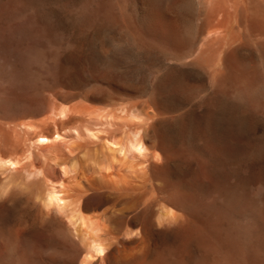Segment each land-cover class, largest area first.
<instances>
[{
    "label": "rangeland",
    "instance_id": "obj_1",
    "mask_svg": "<svg viewBox=\"0 0 264 264\" xmlns=\"http://www.w3.org/2000/svg\"><path fill=\"white\" fill-rule=\"evenodd\" d=\"M125 1L0 0V62L28 46H35L34 49L48 47L50 50L56 45L58 52H62L55 58L48 55L49 58L45 59L41 78L47 83L48 90L37 116L43 118L50 109L51 113L49 111L46 117H54L58 101L60 107L68 104L83 113L65 120L70 121L63 128L65 122L56 127H60L63 133L59 143L65 142L63 150L67 157L79 163L77 172L69 179L63 177L62 182L68 179L65 186L81 191L80 210L89 215L86 217L89 222L97 221L96 224L91 222L97 232L103 226V231L101 228L98 234L108 242L107 247L110 245L103 254L105 257H95L99 259L92 260V264H264V51L257 49L259 46L264 48V40L257 42L262 44L261 47L252 39L257 45L253 48L251 41L248 44L251 38H244L238 44L240 51L235 49L232 54L231 71L222 64L215 72L220 75V72L227 71L225 76H216L225 77L218 80L211 70L201 69L194 62L190 64L192 60H188L185 54L182 56V52L146 39L128 23L131 15L143 25L151 20L161 24L173 23L182 36L186 35L187 47L195 45L193 48H196L191 23L196 12L193 3L198 0H187L192 7L190 3L184 7L183 0ZM260 3L262 7L264 2ZM179 6L185 10L180 11ZM182 12L189 16L182 17ZM204 15L206 17L208 13L205 11ZM241 43H244L243 48ZM56 46L51 51L55 52ZM180 59L187 60L188 64ZM53 61L55 64H51ZM232 70L234 74L231 75ZM242 71L247 73L243 75ZM254 74L251 94L243 91L245 96H241L236 91L240 79ZM222 79L225 81L220 84ZM213 80L219 82L222 90ZM51 93L55 96L50 97ZM53 98L56 104L52 102ZM0 104L1 132L8 128L5 129V124L8 126L6 122L9 120L4 118L12 117L14 111L6 99ZM122 111L126 114L133 112L137 118L131 120L125 114L124 120L115 121L116 124L107 130L102 124L104 117L114 112L122 115ZM134 124L140 126L149 157L138 160L128 154L130 159L125 162L123 153L105 149V139H121ZM51 129L54 127L44 134L52 136L54 131ZM0 135L3 137L2 133ZM7 136L6 141L0 138V142L10 143L11 136ZM31 145L34 147L33 143ZM31 145L29 149L25 148L23 155L19 154L21 158L17 156L18 162L15 160L16 165L12 167L14 170L0 165L2 182L9 177L16 180L0 191V264H80L87 252L72 227L67 229L68 221L63 220L66 218L52 210L46 213L41 201L27 190L31 184L38 190L42 185V176H33L31 170L42 163L43 157H40L39 148L35 145L32 149ZM84 154L108 156V169L101 174L102 177L85 168L84 164L88 163ZM80 159L81 162L84 159V164ZM33 164L36 165L33 167ZM22 174H30L32 181L28 179L29 184H20L18 177ZM98 177L103 188L96 182ZM56 186L58 190L63 189L59 184ZM158 190L165 195L169 191L170 199L174 200L168 195L163 199ZM117 192H121L120 196ZM158 204L171 209L176 221L161 217L163 207ZM119 219L125 220L120 222ZM126 227L131 230L128 231L130 234L134 231V237L128 236ZM120 242L123 247L119 246Z\"/></svg>",
    "mask_w": 264,
    "mask_h": 264
},
{
    "label": "bare ground",
    "instance_id": "obj_2",
    "mask_svg": "<svg viewBox=\"0 0 264 264\" xmlns=\"http://www.w3.org/2000/svg\"><path fill=\"white\" fill-rule=\"evenodd\" d=\"M132 1V0H131ZM157 1V0H156ZM179 1V0H178ZM187 1V0H185ZM184 2V7L185 5H187L188 3L189 6L192 4L191 2H188L185 4ZM264 2V0H198V1H194V6L193 9H195V20L193 23H191V26H193L194 29V34L193 36L196 39L197 46L196 48L191 47H187V40L185 39L184 36L186 35H181L179 33V30L177 29V27L173 24V23H164L161 24L158 21H154L151 20L150 22H148V24L143 25L142 23H140L135 17L129 16L128 17V23L130 26H132L139 35H144L146 37V39L154 42V43H162L165 46L168 47H172L180 52H182V56L183 54L186 55V57L188 58V60H192V62L190 64L193 63L194 65H198L201 69L204 70H211L210 72L213 73V75L215 74L216 76H220V75H227V69L228 67H230V71H231V64H230V60L232 59V54L233 52H236V50H239V46L238 44L244 39H248L251 38L248 42V44L250 43V41L253 39L256 40L255 43L260 42L259 40H262L261 43L264 40V5H262L261 7V3L260 2ZM124 2H127L124 0ZM159 2V1H158ZM132 3V2H130ZM157 3V2H156ZM117 4V3H116ZM264 4V3H263ZM118 5V4H117ZM161 4H159L160 6ZM175 5V4H174ZM181 5V2L180 4ZM183 5V3H182ZM116 6V5H115ZM114 6V7H115ZM132 6V5H130ZM129 7V4L127 6V8ZM135 7V5H134ZM176 7V6H175ZM190 7V9H191ZM137 8V7H136ZM180 8V6H179ZM178 9V6H177ZM180 8V11L185 10ZM190 9H186L190 10ZM128 10V9H127ZM176 10V9H175ZM174 10V12H175ZM132 11V10H131ZM162 11V10H161ZM185 11V12H186ZM205 11L208 13V16L204 15ZM134 12V11H133ZM164 12V11H163ZM173 12V13H174ZM193 11L191 10L190 13H192ZM166 13V12H165ZM181 13V12H180ZM189 13V12H188ZM176 14V12H175ZM174 14V15H175ZM179 14V13H177ZM194 14V13H193ZM168 15V14H167ZM183 15V12H182ZM188 15V14H187ZM186 15V16H187ZM191 15V14H190ZM134 16V15H133ZM179 16V15H176ZM185 15H183L182 17H184ZM185 16V18H186ZM189 16V15H188ZM170 17V16H169ZM174 17V16H173ZM192 17V16H191ZM123 18V17H122ZM178 18V17H177ZM184 18V19H185ZM188 19H190L189 17H187ZM193 18V17H192ZM180 19V18H179ZM187 19V20H188ZM125 20V19H124ZM186 20V22H188ZM121 21V20H120ZM181 21V20H180ZM179 21V22H180ZM190 22V21H189ZM188 22V23H189ZM125 23V22H123ZM177 24V23H176ZM187 25V23H185ZM125 25V24H124ZM182 25V24H181ZM184 25V24H183ZM190 25V23L188 24ZM178 26V25H177ZM185 26H183L184 28ZM180 28V26H179ZM189 28V27H187ZM69 29V28H68ZM182 29V28H181ZM192 29V28H191ZM191 29L189 30V32L192 33ZM187 30V29H186ZM188 31V30H187ZM186 31V34L188 33ZM135 32V31H133ZM132 32V33H133ZM183 32V31H182ZM135 34V33H134ZM192 35V34H191ZM188 36H190V33L188 34ZM187 36V38H189ZM192 37V36H191ZM253 37V38H252ZM58 38V37H57ZM191 40V39H190ZM193 41V39L191 40ZM56 42V41H55ZM244 42V41H243ZM54 43V40H53ZM64 43V41H63ZM251 47L255 48L257 45L255 46L251 41ZM189 44H191L189 42ZM242 48L244 43H241ZM264 44V42H263ZM262 47V44H260ZM41 46V45H40ZM52 46V45H51ZM49 45V47H51ZM56 46V45H55ZM54 46V48H55ZM259 46V45H258ZM31 47V46H30ZM28 46V48H23V49H18L14 52L12 57H9V59L4 60L3 62H0V101L3 99H6L7 101L10 102V105H12L13 107V115L11 114L10 118H4V119H8L9 121L6 122L8 124V126L5 124V129L7 128V130L5 131H1L0 133H2L3 137L0 138L2 140V138H5L4 141H6V138H8L7 135L11 136V140L10 143L5 144L4 142H0V165L2 167H7L10 170V167L12 169V167L14 165H16V162H18V160H16L17 156L19 154L25 151V148L29 149V146L33 143L34 147L35 145L37 147L35 148H39L38 150L40 151V157H43V161L39 166L34 169L32 168L31 171H33V176L35 175H41L42 177L40 178L42 185L40 190H38L36 187L33 186H29L27 187V190L31 193L32 196L36 197L38 200L41 201L42 206L46 209V211L48 210H52L53 212L55 211L58 214H61L63 216H60L62 218H66L63 219L64 222H67L69 225L67 226V229L72 227V230L74 232V234L76 235L77 239L81 241L82 245L84 246V249L86 250V255L82 258V260L80 261V259L78 260V262L80 261L81 263H85V264H92V260L97 261L96 259L99 258H95V257H100V256H104L103 254L105 253L106 250H108V248L110 247V245L107 247L108 243L107 241L105 242L103 238L100 237V235L98 233H100V229L102 228L103 231V226L99 229V231L97 232V229H94L95 224L97 223L94 222L95 220H91L89 222V220L86 218L88 216H86L81 210H80V200L82 201L81 195V191H73L71 190V188L68 185H64L66 183V181L69 179L70 175L72 173H76L77 169H78V161L76 162L75 160L67 157L68 155L64 152L63 148H65L66 146H64L65 142L60 144V139L63 137L61 132H60V127L57 128L56 126H59L58 123H64L62 124V128L65 126L67 119H71L74 117H77L78 115H82L83 113L81 111H78V109H74L71 107H68L67 105H61V103L56 104V101H54V98L56 100L57 96L54 97L52 100V102L56 104V108L55 111V116L54 117H50L46 115L40 118H38V113L39 111L42 109V101L45 98V92L48 90L47 87V83L45 84L42 81V72L44 70V62L45 59L48 55L50 56H55L57 55V53H62V52H58V49L56 46L55 52L51 51V49H54L51 47V49L49 50V48H43V49H34L30 48ZM43 46H41L42 48ZM45 47V46H44ZM237 47V48H236ZM245 47L246 44H245ZM249 47V46H248ZM248 47L246 49H248ZM152 48V47H151ZM263 48V47H262ZM262 48L257 47V49H260L259 51H264V48L262 50ZM47 49V50H46ZM236 49V50H235ZM245 49V48H244ZM252 49V48H251ZM250 49V51H251ZM15 50V49H14ZM49 50V51H48ZM235 50V51H234ZM243 50V49H242ZM241 50V51H242ZM13 51V50H12ZM240 51V50H239ZM256 51V50H255ZM246 52V51H245ZM244 52V53H245ZM252 52V51H251ZM254 52V51H253ZM73 53V52H72ZM238 53V51H237ZM68 54V52H67ZM236 54V53H234ZM250 54V53H249ZM261 54V53H260ZM59 55V54H58ZM57 55V56H58ZM63 55V54H62ZM66 55V54H65ZM71 55V54H70ZM181 55V54H180ZM179 55V56H180ZM247 55V54H246ZM251 55L254 56L253 53H251ZM259 55V52H258ZM234 56V55H233ZM236 56V55H235ZM249 56V55H248ZM54 57V58H55ZM185 57V56H184ZM183 57V59H185ZM250 57V56H249ZM49 58V56H48ZM61 58V57H60ZM57 59V60H60ZM64 58V57H63ZM190 58V59H189ZM236 58V57H234ZM233 58V59H234ZM248 58V57H246ZM51 59V58H50ZM49 59V61H50ZM238 59V57H237ZM243 59V58H242ZM53 60V59H52ZM56 60V59H55ZM67 60V59H66ZM254 60V59H253ZM258 60V59H257ZM62 61V60H61ZM180 61H183L180 59ZM236 61V60H235ZM255 61V60H254ZM253 61V62H254ZM184 63H187V60L183 61ZM250 62V61H249ZM256 62V61H255ZM263 62V61H262ZM54 63L51 62V64ZM59 63V62H58ZM62 63V62H61ZM68 63V62H67ZM239 63V62H237ZM241 63V62H240ZM259 63V62H258ZM55 64V63H54ZM53 64V65H54ZM224 66H223V65ZM49 65V63H48ZM223 66L226 70H224V68H222V70H224L222 72H220L216 75V73L218 72L217 70H220L221 67ZM245 65V63H244ZM249 65V64H248ZM237 66V65H236ZM195 67V66H194ZM235 67V66H234ZM198 68V67H196ZM252 68V67H251ZM254 68V67H253ZM193 69V68H192ZM243 68L241 67V70ZM245 69V68H244ZM249 69V68H248ZM258 69V68H257ZM260 69V68H259ZM49 70V69H48ZM196 70V69H195ZM203 70V71H204ZM221 70V71H222ZM51 71V70H49ZM240 71V70H239ZM46 72V71H45ZM53 72V71H52ZM216 72V73H215ZM246 72V71H245ZM244 72V73H245ZM254 73V71H252ZM44 73V72H43ZM49 73V72H48ZM231 75L234 74L233 70L232 72H230ZM243 71L242 74L244 75ZM247 73V72H246ZM245 73V74H246ZM54 74V73H52ZM259 74V72H258ZM257 71H256V75ZM44 75V74H43ZM48 75V74H46ZM241 75V73H240ZM51 76V75H50ZM223 76V77H224ZM234 76V75H233ZM232 76V77H233ZM260 76V75H259ZM258 76V77H259ZM222 76L220 78H223ZM229 77V76H228ZM231 77V76H230ZM238 77V76H237ZM242 77V75H241ZM254 77V78H253ZM48 78V77H47ZM217 78V77H216ZM215 78V79H216ZM220 78H217L218 80H220ZM225 78V77H224ZM257 78V77H256ZM235 79V78H234ZM253 79H255V74L254 76L251 77H246V75L243 77V80H239L240 84L237 83L238 87H236V91L237 93H241V96H245L242 95L243 91H250V93L248 95L251 94V90H252V83H253ZM45 80V79H44ZM223 80V79H222ZM227 80V79H226ZM233 80V79H232ZM238 80V79H237ZM258 80V78H257ZM216 82V80H213ZM225 79L223 81H220V84L222 82H224ZM54 82V81H53ZM234 82V81H231ZM236 82V80H235ZM258 82V81H257ZM263 82V81H262ZM51 83V82H49ZM216 83L219 84V82L217 81ZM219 84V86H220ZM233 84V83H232ZM229 84V85H232ZM254 84V83H253ZM59 85V84H58ZM210 85H214V84H210ZM226 85V84H225ZM225 86L226 88L229 86ZM234 85V84H233ZM236 85V83H235ZM257 85V84H256ZM218 86V88H219ZM218 88L216 91H218ZM221 88V86H220ZM214 89V88H212ZM234 89V87H232V90ZM259 89V88H258ZM211 90V89H210ZM222 90V88H221ZM227 90V89H226ZM225 90V91H226ZM224 91V90H223ZM231 90L229 89L228 92H230ZM58 92V91H57ZM123 92V91H122ZM121 92V93H122ZM212 92V90H211ZM214 92V90H213ZM219 92V91H218ZM221 92V91H220ZM227 92V93H228ZM234 93V91H232ZM55 93V92H54ZM124 93V92H123ZM122 93V94H123ZM210 93V92H209ZM226 93V92H225ZM233 93H231L233 95ZM236 93V95H237ZM47 94V93H46ZM214 94V93H213ZM51 95V96H50ZM50 97H53L55 95L52 96V93L50 94ZM132 95V94H131ZM217 95V94H215ZM214 95V96H215ZM222 95V92H221ZM227 95V94H226ZM230 95V94H229ZM239 95V94H238ZM254 94H252L253 96ZM256 95V94H255ZM48 96V95H47ZM218 96V95H217ZM258 96V95H256ZM202 96H200L201 98ZM222 97V96H221ZM228 97V96H227ZM233 97V96H232ZM238 97V96H237ZM250 97V96H249ZM49 98V97H48ZM203 98V97H202ZM205 98V97H204ZM218 98V97H217ZM230 98V97H229ZM256 98V97H255ZM254 98V99H255ZM259 98V97H258ZM46 99V98H45ZM207 98H205L206 101ZM241 99V98H239ZM66 100V98H65ZM199 100V99H198ZM197 100V101H198ZM204 100V99H202ZM216 100V99H215ZM230 100V99H229ZM243 100V98L241 99ZM196 101V102H197ZM203 102V103H207V102ZM219 101V100H218ZM222 101V100H221ZM237 101V100H236ZM46 102V100H45ZM51 102V101H50ZM51 102V103H52ZM195 102V103H196ZM246 102V99H245ZM248 102V100H247ZM250 102V101H249ZM254 102V101H253ZM52 103V104H53ZM200 103V102H199ZM198 103V104H199ZM214 103H217L216 101ZM221 103V102H220ZM240 103V102H239ZM242 103V102H241ZM2 104V102H1ZM0 104V105H1ZM97 104V103H96ZM208 104V103H207ZM206 104V105H207ZM210 104V103H209ZM247 104V103H246ZM8 105V104H7ZM49 105V104H48ZM51 105V104H50ZM196 105V104H194ZM204 105V104H203ZM211 105V104H210ZM215 105V104H214ZM223 105V103H222ZM237 105V104H236ZM218 106V105H217ZM248 106V104L246 105ZM245 106V108H246ZM251 106V105H250ZM253 106V105H252ZM46 107V106H45ZM135 107V106H134ZM203 107V106H202ZM206 107V106H204ZM203 107V108H204ZM215 107V106H214ZM256 107V104H255ZM6 108V107H4ZM121 108H125V107H121ZM137 108V107H136ZM211 108V107H210ZM218 108V107H217ZM216 108V109H217ZM250 107H248L249 109ZM2 109V108H1ZM8 109V107H7ZM52 109V108H51ZM225 109V108H224ZM239 109V108H238ZM247 109V111H248ZM256 109V108H255ZM10 110V109H9ZM83 110V109H82ZM102 110V108L100 109V111ZM128 109H126L127 111ZM131 110V109H130ZM197 110V108H196ZM46 111V110H45ZM125 111V112H126ZM198 111V110H197ZM201 111V110H200ZM199 111V112H200ZM204 111V110H203ZM211 111V110H210ZM221 110H219L218 112H220ZM240 111V109H239ZM238 111V112H239ZM1 112V111H0ZM10 112V111H9ZM8 112V114H9ZM119 112V111H118ZM124 111H122V115H118L117 113L114 112V114H112L111 116H105L104 117V121L102 122V124L104 125V127L106 126L107 130L110 128V126L116 124L115 121L117 120H124V116L125 113ZM206 112V111H205ZM217 112V113H218ZM229 112V111H228ZM235 112V111H234ZM251 112V110L249 111ZM255 112V111H254ZM5 113V112H4ZM43 112L40 113V115ZM51 113V111L49 112ZM141 113V112H140ZM216 113V112H215ZM232 113V112H231ZM2 114V112H1ZM202 114V112H201ZM230 114V113H229ZM241 114V113H240ZM263 114V113H262ZM50 115V114H48ZM127 117L129 119H136L137 115L133 112L126 114ZM234 115V113H233ZM248 115V112H247ZM250 115V114H249ZM252 115V114H251ZM256 115V114H253ZM7 116V115H6ZM264 116V114H263ZM262 116V117H263ZM2 117V116H1ZM9 117V116H8ZM38 118L37 120L35 118ZM50 117V118H49ZM103 117V116H102ZM107 117H110V119H107ZM139 117V116H138ZM204 117V115H203ZM230 117V116H229ZM232 117V116H231ZM235 117V116H234ZM232 117V118H234ZM238 117V116H236ZM235 117V118H236ZM243 117V116H242ZM258 117V116H257ZM2 118V120H4ZM42 118V119H41ZM239 119V118H238ZM1 120V121H2ZM66 120V121H65ZM100 120V119H99ZM212 120V119H211ZM249 119L247 118V121ZM72 121V120H71ZM81 121V120H80ZM142 121V120H141ZM262 121V120H261ZM5 122V121H4ZM246 122V120L244 121ZM3 123V122H2ZM2 123H0L2 125ZM81 122H79L80 124ZM239 123V122H238ZM49 125H51V127H54V130H52V136L50 135H46L44 134V132H46L47 129L51 128ZM83 127V124L81 123L79 126ZM85 125V124H84ZM87 125V124H86ZM49 126V128H47ZM77 126V127H79ZM3 127V128H4ZM46 130H44V128ZM1 128V129H3ZM90 128V127H89ZM246 128V127H245ZM262 128V127H261ZM75 129V128H74ZM140 126L138 124H134L132 126H129V129L125 131L124 136L119 139V140H110V139H105V149L107 151L113 152H119V153H123L125 162L127 161L128 154L131 155L133 157V159H138V160H143L144 158L146 159V157L148 156V148L146 147L141 131L139 130ZM4 130V129H3ZM44 130V131H42ZM76 130V129H75ZM7 131V133H6ZM9 131V132H8ZM63 132V130H61ZM74 131V130H73ZM4 132L7 134L6 137H4ZM75 132V131H74ZM77 133V132H76ZM50 134V133H49ZM63 139V138H62ZM262 139V138H261ZM0 140V141H1ZM46 144V145H45ZM64 144V145H63ZM45 145V146H44ZM33 145H31V148H34ZM31 149V150H32ZM4 150H8V153ZM62 150V153H61ZM66 150V149H65ZM70 150V149H69ZM106 152V151H105ZM9 155H8V154ZM66 156H65V154ZM150 153V152H149ZM29 154V152H28ZM27 154V155H28ZM38 154V156H39ZM99 154V153H98ZM115 154V153H114ZM64 155V156H62ZM96 155V154H95ZM150 155V154H149ZM20 156V155H19ZM92 155H87L84 154V159L85 162L88 163L87 165L84 164V159H80V162L82 164H84L89 171H91L92 173H96L101 175L102 173L105 172L106 169H108L107 164L109 163V158L107 157H99L98 156H94L92 157ZM30 157V156H29ZM66 157V158H64ZM121 157V158H122ZM149 157V156H148ZM21 158V156H20ZM19 158V159H20ZM24 158H27L26 156ZM130 159V158H129ZM128 159V161H129ZM158 159V158H157ZM16 160V162H15ZM23 160V158L21 159ZM117 160V159H116ZM123 160V159H122ZM20 161V160H19ZM120 161V160H118ZM21 162V161H20ZM123 162V161H122ZM134 162V161H133ZM51 163H54L51 164ZM21 165L20 163H17V165ZM113 164V163H112ZM120 164V163H119ZM132 164V163H131ZM18 165V166H19ZM30 165V164H29ZM28 165V166H29ZM32 165V163H31ZM30 165V166H31ZM36 164H33V167ZM125 167V166H124ZM130 167V166H129ZM28 168V167H26ZM22 168V170H26L27 169ZM126 168V167H125ZM134 168V167H133ZM1 169V168H0ZM17 169V168H16ZM15 169V171H16ZM87 169V170H88ZM128 169V167H127ZM14 170V168L12 169ZM80 170V169H79ZM3 172V170H1ZM0 171V172H1ZM18 171V170H17ZM16 171V172H17ZM6 172V171H5ZM9 172V171H8ZM13 172V171H12ZM19 172H21L19 170ZM25 172V171H24ZM81 172V171H80ZM90 172V173H91ZM107 172V171H106ZM23 173V172H22ZM30 173V174H31ZM87 173V172H86ZM4 174V173H3ZM13 174V173H12ZM19 173H17L18 175ZM21 174V173H20ZM26 175V174H22L18 177V179H20L19 183L20 184H29L28 179L29 176L31 175ZM8 175V174H7ZM6 175V176H7ZM15 175V173H14ZM110 175V174H109ZM108 175V176H109ZM5 176V177H6ZM32 176V177H33ZM31 177V178H32ZM40 176H37L36 178L39 179ZM63 177H68V179H64L66 180L65 182H62ZM102 177V175L100 176ZM98 177L96 178V182L98 184H100L102 182L101 178ZM155 178V176H153ZM73 178V177H71ZM166 179V177H164ZM4 179V178H3ZM33 179V178H32ZM32 179H30L32 181ZM85 179H87L85 177ZM37 180V179H36ZM167 180V179H166ZM15 178L13 177H9L7 178L5 181L2 182V180L0 179V182H2V185L0 187V191H3L5 188H7L9 185L13 184L15 182ZM30 181V182H31ZM114 181V180H112ZM118 181V180H117ZM158 182V181H157ZM126 183V182H125ZM160 183V182H159ZM162 184L163 181L161 182ZM18 184V183H17ZM57 184H59L60 186L63 187V189H59L57 188ZM161 185V184H159ZM166 185V183H165ZM20 186V185H19ZM99 186H103L102 184H100ZM154 186V185H153ZM22 187V185H21ZM20 187V188H21ZM164 187V186H163ZM60 188V187H59ZM154 188V187H153ZM166 188V187H164ZM23 189V188H22ZM99 189V188H98ZM115 190V188H113ZM156 189V188H155ZM158 189V188H157ZM113 190V191H114ZM171 190V189H170ZM103 191V190H101ZM176 191V190H175ZM87 192V191H86ZM157 192V190H156ZM159 192V190H158ZM167 191V195H168ZM11 193V192H10ZM98 193H100V190H98ZM118 193V192H117ZM162 194V192H159ZM165 193V192H164ZM162 194L163 196L166 194ZM20 194V193H19ZM119 196L121 194L118 193ZM172 194V193H171ZM8 195V194H7ZM165 195V196H167ZM180 195V194H179ZM6 196V195H5ZM103 196V195H102ZM123 195H121L122 197ZM165 196L163 199H165ZM169 196V195H168ZM174 196V195H173ZM176 196V195H175ZM174 196V197H175ZM1 197V196H0ZM4 197V196H2ZM178 197V196H177ZM16 198V197H15ZM162 198V197H161ZM120 199V198H119ZM170 199V196H169ZM178 199V198H177ZM176 199V200H177ZM167 200V199H166ZM172 200V199H170ZM174 200V199H173ZM172 200V201H173ZM7 201V200H6ZM4 202V201H3ZM2 204V203H1ZM4 204V203H3ZM159 205V204H158ZM157 205V206H158ZM166 205V204H165ZM6 206V205H5ZM162 206L163 205H159ZM158 206V209H159ZM4 207V206H3ZM160 207V208H162ZM166 207V206H165ZM163 207L160 212H161V217L163 218H173V214H172V210L169 208H165ZM170 207V206H169ZM176 207V206H175ZM91 208V207H90ZM171 208V207H170ZM42 210V209H41ZM48 211L46 213H48ZM174 211V210H173ZM177 211V210H175ZM186 211V210H185ZM52 212V213H53ZM50 213V212H49ZM58 216V214H56ZM175 213V212H174ZM149 214V213H148ZM158 214V213H157ZM47 215V214H46ZM151 215V214H150ZM176 215V213H175ZM179 215V214H178ZM50 216V215H49ZM56 216V217H57ZM148 216V215H147ZM121 217V216H120ZM135 218V217H134ZM176 218V217H174ZM173 218V220H174ZM121 219V218H120ZM119 219V220H120ZM126 219V218H125ZM120 220V222L124 221ZM136 219V218H135ZM177 219V218H176ZM176 219L174 221H176ZM67 220V221H65ZM118 220V218H117ZM116 220V221H117ZM162 220V219H161ZM172 220V222H174ZM160 221V220H158ZM166 221V220H165ZM94 222L95 224L92 226V223ZM120 222L118 223V225L120 224ZM126 222V221H125ZM163 222V221H161ZM167 222V221H166ZM100 223V221H99ZM99 223H98V227H99ZM117 223V222H116ZM159 223V222H158ZM165 223V222H163ZM65 224V223H64ZM102 225V224H100ZM122 225V224H121ZM126 225V224H125ZM128 225V224H127ZM153 225V224H152ZM165 225H167L165 223ZM171 225V224H170ZM124 226V225H123ZM163 226V225H162ZM97 227V226H96ZM97 227V228H98ZM166 227V226H165ZM127 228V227H126ZM124 228V229H126ZM152 228V227H151ZM127 230V231H126ZM125 231L127 232V234L131 231H129V228H127ZM129 231V232H128ZM70 233L72 231H69ZM124 232V234L126 233ZM134 232V231H132ZM131 232V234L129 233L128 236L133 235ZM123 234V235H124ZM136 234V232H135ZM138 234V233H137ZM144 235V234H143ZM147 235V234H146ZM193 235V234H192ZM127 236V238H129ZM138 236V235H137ZM123 237V236H122ZM134 237V235H133ZM132 237V238H133ZM145 237V236H144ZM210 238V237H209ZM213 239V238H212ZM231 239V238H230ZM126 240L124 241V243H126ZM129 240V239H128ZM131 242V241H130ZM80 243V244H81ZM123 243V242H122ZM112 244V243H111ZM119 246H121V242L118 243ZM121 244V245H120ZM203 246V245H202ZM112 247V246H111ZM123 247V245H122ZM119 248V247H117ZM117 250V249H116ZM107 252V251H106ZM118 252H120V250H118ZM226 252V251H225ZM107 254V253H106ZM114 254V253H113ZM112 254V255H113ZM262 255V254H261ZM108 256V254H107ZM106 256V257H107ZM263 256V255H262ZM105 257V256H104ZM104 257H101V259H104ZM261 257V256H260ZM95 258V259H94ZM262 260V259H261ZM105 261V259H104ZM94 262V261H93ZM99 262V261H98ZM262 262V261H261ZM80 263V264H81ZM82 263V264H83ZM102 264V263H101ZM258 264V263H257Z\"/></svg>",
    "mask_w": 264,
    "mask_h": 264
}]
</instances>
